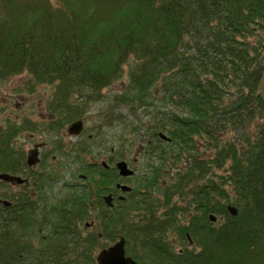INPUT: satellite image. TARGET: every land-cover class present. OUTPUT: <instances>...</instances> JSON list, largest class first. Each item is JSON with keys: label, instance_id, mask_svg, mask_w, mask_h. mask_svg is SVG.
<instances>
[{"label": "trees", "instance_id": "trees-1", "mask_svg": "<svg viewBox=\"0 0 264 264\" xmlns=\"http://www.w3.org/2000/svg\"><path fill=\"white\" fill-rule=\"evenodd\" d=\"M125 66L116 100L150 115L133 128L145 152L132 192L104 203L100 165L61 195L49 178L24 190V211L12 196L0 264H98L122 237L144 264H264V0H0V84L26 74L22 90L68 107L64 123ZM37 129L0 123V171L27 167L22 148L12 166L11 139Z\"/></svg>", "mask_w": 264, "mask_h": 264}, {"label": "flooded vegetation", "instance_id": "flooded-vegetation-1", "mask_svg": "<svg viewBox=\"0 0 264 264\" xmlns=\"http://www.w3.org/2000/svg\"><path fill=\"white\" fill-rule=\"evenodd\" d=\"M39 93H29L27 97L37 96ZM41 97L43 98L38 102L30 100L29 102L23 103V107L28 106L31 109L30 116L26 115L25 113L24 116L32 118L33 123L36 124V127L38 129L35 131L31 130V132L27 131V142L30 145L28 146L25 153V156H27V167L16 172L12 171V173L5 170L0 171V173L5 172L12 176L14 175L16 177H20L21 179V181H15L13 183L5 180H0V184H9L15 188V190L13 189V191H3L2 193H0V198L3 200L7 199L11 201L13 198L12 196H18L20 207H22L21 211H24V205H28L29 203L26 201H22V193L24 192V190L27 191L31 196L38 195L41 188L40 185H42L41 183L44 179L47 180L49 178L50 184L44 182L45 189L50 188L54 190V187L51 186V184L55 181V183L63 188V193H65L70 184L73 186L81 185L79 181L75 180L77 176H79L80 179H85L86 175L80 171L82 170L81 168L86 167L88 170H90L91 168L101 165L102 168L107 169V174L109 173L108 179L110 182L107 188L103 189V192L105 193H103L102 199L104 203L108 204L111 208L116 207L118 205V200L125 199L124 196L127 194L126 192H132L122 191L119 188V184H128L132 190L134 184L132 177L136 175L122 176L117 169L116 164L118 162H128V160L125 159L126 150L123 149V146L120 143H113V145L109 142L106 143L101 138V135H97L96 137L97 142L99 143V153L96 152L91 157L90 152L85 151L82 154L79 149H84L83 143L89 144L87 141L93 139V133H87V138H84L86 133V123L84 122L85 119L83 116L87 112H85L84 114L81 113L82 115L80 116L76 115L75 117L71 118V121L64 123V119L63 121L61 120V114L63 112H66V109H68V107L63 109L62 107H60L59 109V107L55 104V109H52V107L49 108L52 102H48L47 100H45L49 96L41 93ZM71 107L75 108V103L72 102ZM75 122H79V125L74 126L73 124ZM41 129L42 133L39 135V139L35 140L34 138L36 137V131ZM15 140L16 137H13L10 143V146H12L13 167H15L17 161V150L22 148L25 152L23 146L21 148L16 146ZM143 152H145L144 146L140 144L138 153L143 154ZM83 156H85L84 163H82L81 161ZM29 157H31V160L28 162ZM134 161H138L137 157L134 158ZM115 167L118 171L119 176L117 175ZM129 168L135 170L134 166L131 163H129ZM66 171L70 175L68 173L66 175ZM50 173H52L54 177L50 176ZM64 175H66L65 179ZM48 193H50L49 190ZM106 195L111 197L113 205L107 203V200H105ZM0 204L8 207L12 206L13 202L10 205L1 202ZM42 205H44V203H42ZM88 228L94 227L89 226Z\"/></svg>", "mask_w": 264, "mask_h": 264}, {"label": "rangeland", "instance_id": "rangeland-1", "mask_svg": "<svg viewBox=\"0 0 264 264\" xmlns=\"http://www.w3.org/2000/svg\"><path fill=\"white\" fill-rule=\"evenodd\" d=\"M129 69L128 66H125V71L120 80L115 82L112 86L102 89L101 98L98 100H92L83 107L84 111L82 114L87 112L83 116L85 119L84 122L86 123V133L84 138H87V133H93V139L87 141L90 144L91 149L89 150L91 153L90 157L96 152L99 153V143L97 142L96 136L101 135V138L106 143L109 142L112 145L113 143H120L123 146V149L126 150L125 159L128 160L134 168H140L143 160L141 154L138 153L140 143L137 139V133H134L133 128L135 126L142 127L143 123L148 121V117H150L148 114L149 111L143 107L142 109L136 108L135 110L131 104L116 100L117 94L126 90L125 88L129 81ZM26 76L27 75L24 73L17 74L0 84V123L6 124V119L7 121H13L14 119H17L15 121H18L24 117V113L30 116V107H23V103L29 102L30 100L38 102L43 98L41 97V93H39L41 91L38 92L39 94L37 96L27 97L28 93L25 92V90H22ZM72 102L75 103L74 100ZM41 131L42 129L36 131L35 140L39 139V135L42 133ZM26 136H28V134H24L23 131H21L15 140L16 146L19 148H21V146L24 147L25 153L28 146H30L27 142L28 140ZM135 157H137L138 161H134ZM67 173L68 172L66 171L65 174L67 175ZM66 175H64V179ZM75 180L81 181L79 176H77ZM51 186L54 187V190L49 188L50 193L47 194L49 197L51 195L55 196V194L61 195L64 192L63 188L55 183V181ZM13 189L15 190V188L9 184H0V193L3 191H13ZM176 248L178 249L179 245H177Z\"/></svg>", "mask_w": 264, "mask_h": 264}, {"label": "water", "instance_id": "water-1", "mask_svg": "<svg viewBox=\"0 0 264 264\" xmlns=\"http://www.w3.org/2000/svg\"><path fill=\"white\" fill-rule=\"evenodd\" d=\"M74 126H78L79 122H75L73 124ZM31 160V157H29L28 162ZM117 168L120 171V174L125 176V175H133L134 171L131 170L128 166L127 161H120L117 163ZM0 180H5L8 182H15V181H21L20 177H16V176H12L8 173H0ZM119 187H121V189L123 191H127L130 190L131 188L129 186H124L119 184ZM106 200L108 203L113 204V202L111 201V197L110 196H106ZM1 202L5 203V204H10L9 201L7 200H0ZM229 210L231 211L232 214H236L237 210L235 207L230 206ZM213 220H216V218L214 216ZM125 239L122 237L119 239V241H117L114 245L109 246V248L107 249H103L101 251H99V255L97 256V263L98 264H142L139 262H136V260H134L131 256H127V253H125Z\"/></svg>", "mask_w": 264, "mask_h": 264}]
</instances>
